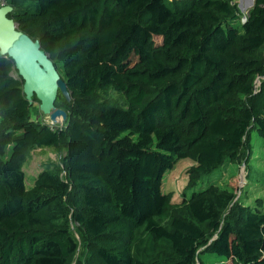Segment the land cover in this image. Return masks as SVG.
Wrapping results in <instances>:
<instances>
[{
  "label": "trees",
  "instance_id": "trees-1",
  "mask_svg": "<svg viewBox=\"0 0 264 264\" xmlns=\"http://www.w3.org/2000/svg\"><path fill=\"white\" fill-rule=\"evenodd\" d=\"M6 3L70 99L54 101L63 124L33 118L37 97L0 53V264H71L70 222L87 237L79 264H264V196L235 198V175L194 188L240 162L251 127L264 138V0L246 13L235 0ZM43 146L65 147L64 174L45 166L27 185V152ZM184 156L172 201L163 175Z\"/></svg>",
  "mask_w": 264,
  "mask_h": 264
},
{
  "label": "rangeland",
  "instance_id": "rangeland-1",
  "mask_svg": "<svg viewBox=\"0 0 264 264\" xmlns=\"http://www.w3.org/2000/svg\"><path fill=\"white\" fill-rule=\"evenodd\" d=\"M5 1L6 0H0V4H3ZM235 1L236 3L240 1L242 7L250 3V0ZM237 7L241 12L245 13V9L242 10L238 5ZM259 81L260 77H257L255 82L256 86L259 84ZM105 94L111 96L119 104H125L124 96L115 90H108ZM30 113L33 118L41 122H46L50 125L56 124L52 123L48 115L40 110L39 100L32 103ZM63 122L64 121H61L60 124H63ZM64 153V146H60L59 148L55 146H43L29 150L23 164L25 183L30 185L37 172L45 166L55 168L63 175L62 157ZM245 154L246 156L244 157ZM192 163L193 159L191 157H180L176 160L174 166L164 173L163 189L171 193L172 201H177L182 198V190L188 180L186 170ZM232 175L237 176L238 179L235 198L241 199L245 203H252L255 201L256 197L264 196V138L254 127L249 129L240 162H228L218 167L210 174L205 175L194 188L206 185L209 182L225 186L226 183L228 184L231 182L233 178ZM191 191V189H187L186 194L189 195ZM163 222H166V219H163ZM70 231L77 241V250L71 264H79L87 254V237L82 228L74 222H70ZM205 257L206 264H223L225 256L221 254H209Z\"/></svg>",
  "mask_w": 264,
  "mask_h": 264
},
{
  "label": "water",
  "instance_id": "water-1",
  "mask_svg": "<svg viewBox=\"0 0 264 264\" xmlns=\"http://www.w3.org/2000/svg\"><path fill=\"white\" fill-rule=\"evenodd\" d=\"M245 13L253 4L241 6ZM12 10L11 4H0V53L14 60L15 68L23 79V92L29 103L33 102L35 94L39 100L40 110L49 116L52 123L60 124L66 118V111L57 107L54 101L60 92L67 100L70 93L66 81L60 75L49 54L41 48L38 39H33L17 27L14 19L8 16Z\"/></svg>",
  "mask_w": 264,
  "mask_h": 264
},
{
  "label": "bare ground",
  "instance_id": "bare-ground-1",
  "mask_svg": "<svg viewBox=\"0 0 264 264\" xmlns=\"http://www.w3.org/2000/svg\"><path fill=\"white\" fill-rule=\"evenodd\" d=\"M49 117V116H48Z\"/></svg>",
  "mask_w": 264,
  "mask_h": 264
},
{
  "label": "built area",
  "instance_id": "built-area-1",
  "mask_svg": "<svg viewBox=\"0 0 264 264\" xmlns=\"http://www.w3.org/2000/svg\"><path fill=\"white\" fill-rule=\"evenodd\" d=\"M244 19V18H243Z\"/></svg>",
  "mask_w": 264,
  "mask_h": 264
}]
</instances>
